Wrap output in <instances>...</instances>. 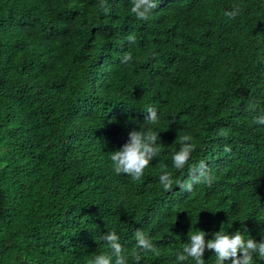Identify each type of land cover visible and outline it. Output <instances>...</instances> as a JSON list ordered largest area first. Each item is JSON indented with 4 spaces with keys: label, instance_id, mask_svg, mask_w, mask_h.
Wrapping results in <instances>:
<instances>
[{
    "label": "trees",
    "instance_id": "obj_1",
    "mask_svg": "<svg viewBox=\"0 0 264 264\" xmlns=\"http://www.w3.org/2000/svg\"><path fill=\"white\" fill-rule=\"evenodd\" d=\"M106 2L0 0V264H89L113 229L128 264L136 230L159 250L139 264H176L191 231L264 239V0H158L147 20ZM142 127L162 146L132 181L110 155ZM186 134L216 179L166 192L162 171L189 176L171 161Z\"/></svg>",
    "mask_w": 264,
    "mask_h": 264
},
{
    "label": "clouds",
    "instance_id": "obj_2",
    "mask_svg": "<svg viewBox=\"0 0 264 264\" xmlns=\"http://www.w3.org/2000/svg\"><path fill=\"white\" fill-rule=\"evenodd\" d=\"M158 6V0H131L130 11L138 20H147L149 15ZM99 7L108 14L110 9L106 0H100ZM241 13V6L234 5L233 10L226 11L224 15L229 19H235ZM130 44H134L136 37L134 34L127 37ZM158 53H152V58L156 59ZM131 52H126L121 57V63L132 61ZM146 112L147 122L158 123V113L156 108L148 107ZM253 122L264 126V115L255 117ZM160 135L151 129L133 130L129 134V140L123 147L110 155L112 169L116 175L125 174L132 181H140L144 176L145 170L149 167L151 161L160 155L161 144L158 143ZM180 149L173 151L171 156L172 166L177 170H183L189 166V161L193 152L197 148L194 138L190 134L178 136ZM225 152H231V148L226 146ZM216 177L208 169L205 161L201 160L196 166H189V176L183 181H177L173 178L171 172L162 171L159 182L164 191H169L177 184L182 191L191 193L195 185L206 184L211 187ZM247 230H237L234 234H229L223 230L214 234V238L206 240L207 233L203 230L189 233V242L185 243L181 252L176 256V264H185L189 259L195 261V264H205L203 259L205 251H214L215 264H253L254 257L264 259V239L257 241L252 238H246L244 233ZM137 251L133 252L136 264L142 259L141 253L151 252L159 255L158 248L154 245L151 238L143 231L136 230L134 233ZM100 241L105 243L110 250L109 253L96 255L89 264H128V256L124 253L120 242V236L116 230L107 231L100 237Z\"/></svg>",
    "mask_w": 264,
    "mask_h": 264
}]
</instances>
